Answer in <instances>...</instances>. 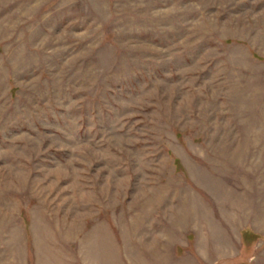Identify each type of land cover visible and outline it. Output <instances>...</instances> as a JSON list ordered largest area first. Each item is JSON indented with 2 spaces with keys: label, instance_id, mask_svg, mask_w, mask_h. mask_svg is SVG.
<instances>
[{
  "label": "rangeland",
  "instance_id": "1",
  "mask_svg": "<svg viewBox=\"0 0 264 264\" xmlns=\"http://www.w3.org/2000/svg\"><path fill=\"white\" fill-rule=\"evenodd\" d=\"M0 264H264V0H0Z\"/></svg>",
  "mask_w": 264,
  "mask_h": 264
}]
</instances>
